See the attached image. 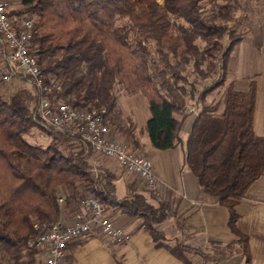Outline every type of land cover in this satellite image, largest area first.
<instances>
[{
  "label": "trees",
  "instance_id": "obj_1",
  "mask_svg": "<svg viewBox=\"0 0 264 264\" xmlns=\"http://www.w3.org/2000/svg\"><path fill=\"white\" fill-rule=\"evenodd\" d=\"M232 1L11 0L12 14L38 17L30 53L44 82L54 88L53 96L77 111L105 108L112 137L122 136L133 152L141 153L142 142L135 123L120 119V87L140 90L147 99L145 130L159 152L181 143L187 105L198 107L185 166L204 194L230 211L228 224L237 239L224 247L194 248L188 244L191 229L181 220L179 200L159 199L140 186L139 178L120 195V176L95 165L96 153L80 136L40 125L41 94L20 74L14 80H29L30 88L21 86L8 98L0 93V264H38L44 251L30 241L61 221L64 209L75 212L88 197L109 212L139 219L136 230L146 229L157 248L186 264L189 254L208 264H252L249 238L238 229L234 208L264 175V137L254 132L256 83L246 92L229 86L221 112L220 104L207 101L226 85L230 55L245 39L235 25ZM123 19L127 24H119ZM189 72L203 80L216 78L198 90ZM36 128L50 138L48 146L27 141ZM61 189L69 194L61 196ZM59 198H64L62 204ZM170 219L178 233L172 243L162 231Z\"/></svg>",
  "mask_w": 264,
  "mask_h": 264
},
{
  "label": "crops",
  "instance_id": "obj_2",
  "mask_svg": "<svg viewBox=\"0 0 264 264\" xmlns=\"http://www.w3.org/2000/svg\"><path fill=\"white\" fill-rule=\"evenodd\" d=\"M252 81H255L257 87L254 132L264 137V45L243 39L235 45L230 55L227 82L222 96L229 86L246 92L250 89ZM222 110L221 106L220 112ZM187 111L189 115L180 130L181 143L163 152L154 150L150 143L143 142L149 140L143 128V125L146 127L148 120L142 123V127L134 120L142 142L141 154L154 161L158 198L167 202L179 200L181 220H185L187 227L191 229L188 244L202 250L224 247L237 239L228 224L230 211L214 198L206 196L198 180L185 166L186 144L199 109L194 103L189 102ZM175 151H180L179 171L174 166ZM108 160L103 167L120 176L117 183L119 194L124 195L138 177L126 172L114 161ZM94 164L99 165L95 162ZM185 169L192 176L185 174ZM141 182L140 180V184ZM234 210L238 215V229L249 238L252 264H264V175L248 190ZM75 212L64 209L61 221L70 222ZM110 215L116 225L122 226L128 234H133L130 240L125 243L110 244L104 236L93 234L78 247L66 250L65 264H186L175 258L168 250L157 248L146 229L136 230L141 223L139 219L122 215L119 211H111ZM167 223H169V231L163 228ZM162 231L165 238L172 243L178 236L175 220L170 219L165 222ZM47 259L48 255L44 251L38 264ZM188 259L190 264H208L198 255L189 254ZM218 264H236V262L226 260Z\"/></svg>",
  "mask_w": 264,
  "mask_h": 264
},
{
  "label": "built area",
  "instance_id": "obj_3",
  "mask_svg": "<svg viewBox=\"0 0 264 264\" xmlns=\"http://www.w3.org/2000/svg\"><path fill=\"white\" fill-rule=\"evenodd\" d=\"M11 9V0H0V37L6 45V50L0 56V79L11 82L20 74L28 77L41 94V126L80 136L96 154L137 176L149 192L158 195L152 162L143 154L133 152L124 140L112 137L105 108L77 111L62 98L53 96L54 88L44 82L37 60L30 53L32 30L38 17L18 16L12 14ZM58 202L62 204L64 198H59ZM34 227L39 228L38 225ZM97 233L110 244L125 243L131 238L122 226L114 223L110 212L98 199L88 197L80 202L70 222L52 224L30 243L48 255V259L41 260V264H65L67 245Z\"/></svg>",
  "mask_w": 264,
  "mask_h": 264
},
{
  "label": "rangeland",
  "instance_id": "obj_4",
  "mask_svg": "<svg viewBox=\"0 0 264 264\" xmlns=\"http://www.w3.org/2000/svg\"><path fill=\"white\" fill-rule=\"evenodd\" d=\"M16 6V5H15ZM14 6V7H15ZM232 6L235 8L232 10V14L235 18V25H237V30L239 32L244 33V37L247 40H251L252 42L256 43L257 45H264V0H233ZM119 24H127V20L123 19L119 21ZM230 26H233L234 23H229ZM200 47L202 48L205 44L202 42H198ZM5 51L4 44L2 40H0V56L3 55ZM189 80L197 83L198 90H202L206 85L212 83L216 76H212L209 79H200L194 73L189 72ZM29 80H12L8 83L0 82V93L8 98L13 92H15L19 87H27L30 88ZM223 88L218 89L216 92L211 94L208 98L211 102H216L222 106V92ZM208 101V102H209ZM118 103L121 110V121L126 124V122L130 120L136 121L138 126L142 127V123L147 121L150 118V111L148 107V102L143 93L140 90H135L129 92L120 87L118 91ZM145 128V125H143ZM117 139L123 140L122 136H117ZM27 141L32 145H37L41 147L48 146L50 142V138L45 134L42 133L40 129H34L27 137ZM150 143L149 140H143V142ZM144 147V146H143ZM180 151H175L173 153L174 157V166L176 170H180ZM106 161L108 159L95 154V163L101 166L106 165ZM151 161V160H150ZM152 162L153 170L155 173V164L154 161ZM185 174L191 175L185 169ZM192 176V175H191ZM139 180V179H138ZM140 181V180H139ZM141 186L144 184L141 182ZM61 196L68 195L69 191L60 190ZM169 223L163 226L164 229H168Z\"/></svg>",
  "mask_w": 264,
  "mask_h": 264
}]
</instances>
